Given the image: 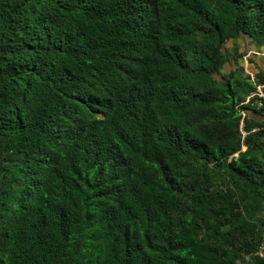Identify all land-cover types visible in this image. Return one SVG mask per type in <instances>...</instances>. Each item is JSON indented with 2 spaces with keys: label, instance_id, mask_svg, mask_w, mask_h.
Returning a JSON list of instances; mask_svg holds the SVG:
<instances>
[{
  "label": "trees",
  "instance_id": "1",
  "mask_svg": "<svg viewBox=\"0 0 264 264\" xmlns=\"http://www.w3.org/2000/svg\"><path fill=\"white\" fill-rule=\"evenodd\" d=\"M243 37L264 0H0V264H264Z\"/></svg>",
  "mask_w": 264,
  "mask_h": 264
},
{
  "label": "rangeland",
  "instance_id": "2",
  "mask_svg": "<svg viewBox=\"0 0 264 264\" xmlns=\"http://www.w3.org/2000/svg\"><path fill=\"white\" fill-rule=\"evenodd\" d=\"M239 43L241 46V50L246 52L245 56L242 59H240V61L244 62V64L247 63V65L245 66L247 68L246 70L250 71L249 73L251 74H253L252 71H256L258 67L264 70V62L262 61L264 60V53L263 52L261 53V51L259 50H254V47H253L254 43L251 42V39L249 37H243L242 39H240ZM227 45L229 47H232L233 42L231 41ZM253 51H257V52H253ZM258 51L260 53H258ZM233 67H235V63L233 60H230L226 64L224 71H228ZM262 118H264V115L262 116ZM243 148L245 149V146Z\"/></svg>",
  "mask_w": 264,
  "mask_h": 264
},
{
  "label": "crops",
  "instance_id": "3",
  "mask_svg": "<svg viewBox=\"0 0 264 264\" xmlns=\"http://www.w3.org/2000/svg\"><path fill=\"white\" fill-rule=\"evenodd\" d=\"M253 47H254V50H259V51H261V53H262V52L264 53V49H260V48H258L255 44H254ZM259 51H258V53H260ZM253 52H257V51H253ZM258 59H259V58H258ZM260 60H261V59H260ZM262 61L264 62V60H262ZM242 63L244 64V62H242ZM244 65L246 66L247 63H245ZM259 68H260V67H259ZM246 69H247V68H246ZM251 70H252V69H251ZM257 70H258V68H257ZM257 70H256V71H257ZM261 70H262V69H261ZM256 71H252V73H253V72H256ZM263 71H264V70H263ZM248 72H250V71H248Z\"/></svg>",
  "mask_w": 264,
  "mask_h": 264
},
{
  "label": "built area",
  "instance_id": "4",
  "mask_svg": "<svg viewBox=\"0 0 264 264\" xmlns=\"http://www.w3.org/2000/svg\"><path fill=\"white\" fill-rule=\"evenodd\" d=\"M257 94L260 96V97H264V92L261 90V88H258L257 89ZM259 105H262L263 101L262 99L259 100Z\"/></svg>",
  "mask_w": 264,
  "mask_h": 264
}]
</instances>
